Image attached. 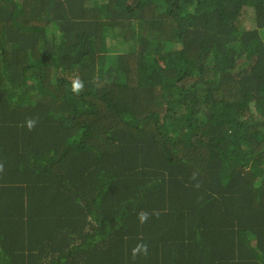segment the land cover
Returning <instances> with one entry per match:
<instances>
[{"label":"trees","instance_id":"16d2710c","mask_svg":"<svg viewBox=\"0 0 264 264\" xmlns=\"http://www.w3.org/2000/svg\"><path fill=\"white\" fill-rule=\"evenodd\" d=\"M0 163V264H264V0H0Z\"/></svg>","mask_w":264,"mask_h":264},{"label":"clouds","instance_id":"9594fccd","mask_svg":"<svg viewBox=\"0 0 264 264\" xmlns=\"http://www.w3.org/2000/svg\"><path fill=\"white\" fill-rule=\"evenodd\" d=\"M71 88L72 92L75 95H80L84 90V82L82 79H80L78 76L74 78L71 81ZM38 124V118H27L24 123L21 125L22 127H27L29 131H33ZM4 171V165L3 163H0V172ZM195 175L193 176V179H195ZM196 187H199V184L196 185ZM158 215V213H156ZM150 213L146 211H141L138 213V220L141 224L146 223L149 220ZM138 255L147 256L148 255V245L144 243L137 244L136 247L132 249V257L135 259Z\"/></svg>","mask_w":264,"mask_h":264}]
</instances>
